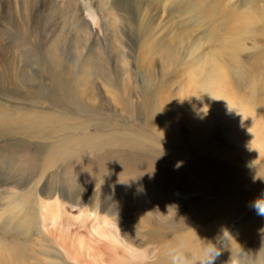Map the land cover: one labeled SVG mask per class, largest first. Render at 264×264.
Masks as SVG:
<instances>
[{
    "label": "rangeland",
    "instance_id": "rangeland-1",
    "mask_svg": "<svg viewBox=\"0 0 264 264\" xmlns=\"http://www.w3.org/2000/svg\"><path fill=\"white\" fill-rule=\"evenodd\" d=\"M191 1L0 0V264H165L206 249L212 264H264V0H205L213 13ZM221 9L251 24L231 36ZM56 76L70 97L54 99ZM223 101L247 110L251 145L221 127ZM158 111L172 146L150 129ZM197 124L220 132L191 141ZM210 143L231 175L206 169ZM126 162L171 181L132 188L115 176Z\"/></svg>",
    "mask_w": 264,
    "mask_h": 264
},
{
    "label": "bare ground",
    "instance_id": "bare-ground-1",
    "mask_svg": "<svg viewBox=\"0 0 264 264\" xmlns=\"http://www.w3.org/2000/svg\"><path fill=\"white\" fill-rule=\"evenodd\" d=\"M194 1L196 2V4H198V5L201 4L202 6L201 5L200 6L203 7L201 10H199V12L200 11H202V12L203 11H208V12L212 11L211 13H213L214 10L216 12V11H218L220 9L219 5H214L212 8H207L206 9L207 6L205 7V3H204L205 0H194ZM194 1H191L193 5L195 4ZM222 10L223 9H221L219 12L223 13ZM222 16L225 17V21L223 23L225 31L227 32V34H230L231 36H234V35L240 36L241 32L248 25L251 24V23H247L248 20L250 19L249 17H247L246 15L238 17V16L235 15V13L233 11L224 12ZM223 20H224V18H223ZM33 50L36 51V52H41L42 47H41L40 44L37 43L33 47ZM45 53H46V51H45ZM47 53L49 54V58H48L49 61L47 63V66H52L53 67V66H56V64H59L58 58L56 57L57 55H55V51L53 50L52 46L49 47ZM209 72H210V74H209V77H208V86L211 87V88H215L216 89L219 85H221L223 83V81L225 80L226 74H225V72L221 71L220 67H217L214 64H213V66L211 65V70ZM243 78H245V77H243ZM53 87H55V89L53 90L54 99L61 98V97L62 98L70 97V93H68L65 90V87H63V85H62L61 78H59L58 76H56V78H54V86ZM231 100H230V102H231ZM223 102L225 103V109L222 110V112L223 113L226 112V113L222 114V116H224L227 121L224 119L225 120L224 122H226V123L223 124V126H221V127H227V132L230 133L231 136H233V137H235L236 139L239 140L237 145H241V146H243V145H247V146L251 145V143L256 141L254 139L256 137V134H255L256 132L254 133L252 131L254 126L251 125V120L248 117L247 110H245L243 108L241 109L240 107H236V108H239V109H235L234 108L235 106L231 105L230 103L225 102V101H223ZM213 107L214 106L210 107L211 111L215 110V111L220 113V110L213 109ZM237 110H239V111H237ZM123 113H125L126 115H128L130 117L134 115V111H126V110H124ZM211 113H213V112H211ZM166 116H165V113L161 112V111H158V112L154 113V115H152V117L155 119V121H153L154 122L153 125H150V127H151L150 129H152L154 133L159 134L160 140L165 145H167V147H169V146L173 145L172 135H171V132H172L173 128L171 129V128L168 127V124H167V121H166ZM148 123H150V122H148ZM192 128H193V130H192L191 141L198 142V143H199V141L205 142L207 137H210L214 133L218 134L220 132V130H217V131H214L212 134H210L212 131H210L208 129V127L201 126V124H199V126L197 124V125L193 126ZM128 137H131V138L135 139V135H130L129 136V134H125V136H124V139H125L126 143H129V146H132L134 143L128 141ZM200 149H201V152L203 154H205V158L203 159V157H202L201 159L204 160L203 162L206 164V169H209V173H211L212 176L216 175V176L220 177V179H223V174L225 172H227L228 175H231L233 173V171H235L231 167H229L227 165H223L221 162H219L220 156L216 155V153L214 151V146H213L212 143L206 144L205 146L200 145ZM175 152H177V151H175ZM190 157H191V155H190ZM192 157H194V156H192ZM136 159L141 161L143 158L139 155V156H137ZM174 165H176V164L174 163ZM183 166H184V164H183ZM186 166H188V165H186ZM138 167L139 168H137L135 165L131 166L129 163L126 162L123 166L119 165L116 168L117 170L115 172V176L118 178V176H120V172L124 171L127 175L130 176V187H132L134 185L132 188L136 187V189L138 188L139 184H148V183H151V181L152 182H156L159 187H163L165 185H169V183L171 181V178H168V179L167 178L166 179L160 178L161 175L159 177L157 174H154V173L152 174L150 171L147 172V169L150 170L148 167L147 168L146 167L140 168V165ZM194 167H195V164H194ZM200 167H201V165H200ZM162 168H163V165L158 163L156 170L161 171ZM121 169H123V170L121 171ZM184 171H185V168H184ZM204 171H205V169H204ZM195 173H196V171H195ZM158 174H159V172H158ZM207 174L204 177H206ZM195 178H196V176H195ZM206 179H205V181H201L200 180V182L196 181V180L188 182V179L183 176V177L176 178L175 179V182H176L175 184H178L179 187H182V188L183 187L188 188L189 185H192V186H197L198 188H202V189L205 190L207 188V186H208L209 178L207 180ZM221 183H223V182H221ZM123 188L125 189V188H128V187L127 186L126 187L123 186ZM133 192H134V190H133ZM116 233L118 234L117 231H116ZM227 252H228V255L226 257L224 255V257L222 258L223 260L226 259V258L227 259H231L235 255V251L230 249V248L227 250ZM172 254H174V253H172ZM172 254H170V253L166 254L163 257L164 258L163 259V263H165V264L167 263L168 264L169 262H171L173 264H175V263H178V264L179 263L180 264L181 263H183V264H199L198 262L203 257L204 252H197V251H193V250L176 252V254H174V255L178 256V257H175ZM246 255L253 257V255H259V253H256V254L253 253V255H252L250 252H248V254H246ZM220 260L221 259H219V261ZM219 261L217 263H220ZM223 262L224 261H222V263ZM225 262H226V260H225Z\"/></svg>",
    "mask_w": 264,
    "mask_h": 264
},
{
    "label": "clouds",
    "instance_id": "clouds-1",
    "mask_svg": "<svg viewBox=\"0 0 264 264\" xmlns=\"http://www.w3.org/2000/svg\"><path fill=\"white\" fill-rule=\"evenodd\" d=\"M253 206L259 215L264 216V198L257 199ZM261 231L264 232V229ZM216 255H218V253L213 254L210 250L206 249L203 257L200 260V264H212V261L215 259Z\"/></svg>",
    "mask_w": 264,
    "mask_h": 264
}]
</instances>
